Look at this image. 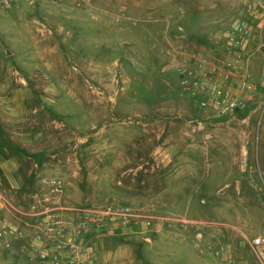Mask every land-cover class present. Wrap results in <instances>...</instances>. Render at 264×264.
<instances>
[{"label": "rangeland", "instance_id": "374dc122", "mask_svg": "<svg viewBox=\"0 0 264 264\" xmlns=\"http://www.w3.org/2000/svg\"><path fill=\"white\" fill-rule=\"evenodd\" d=\"M245 4L21 2L14 13L25 14L27 30H41V49L8 61L35 69L3 75L0 68V83L22 75L28 83L25 99L0 100V193L25 210L44 180L60 177L69 203H123L187 221L95 239L98 264H264V243L255 244L264 240V21L249 18ZM8 20L12 31L14 22L21 27L18 17ZM243 21L254 31L247 48L253 104L235 119L185 113L196 107L181 102L178 68L223 53L224 33ZM15 38L0 36V48L14 52ZM186 125L200 129L193 156L165 162L160 147L181 141ZM1 220L28 238L11 249L0 244V264H31L32 221L6 211Z\"/></svg>", "mask_w": 264, "mask_h": 264}, {"label": "built area", "instance_id": "2783aa9c", "mask_svg": "<svg viewBox=\"0 0 264 264\" xmlns=\"http://www.w3.org/2000/svg\"><path fill=\"white\" fill-rule=\"evenodd\" d=\"M23 1L34 5L37 0H0V9L16 8ZM245 7L249 18L263 23L264 0H246ZM253 32V27L243 21L224 33L227 44L223 53L204 56L178 68L181 97L206 115L235 119L245 112L257 91L247 63ZM29 200L23 210L8 193H0V244L11 249L28 238L22 226L2 221V213L17 212L27 217L35 235L28 255L31 264H98L100 256L92 244L95 239L116 237L129 229H140L142 234L159 231L161 221L180 228L181 223H187L181 216L160 219L146 209L123 203H69L66 183L60 177L44 180ZM263 243V239L255 241L256 245Z\"/></svg>", "mask_w": 264, "mask_h": 264}, {"label": "crops", "instance_id": "0c3cea01", "mask_svg": "<svg viewBox=\"0 0 264 264\" xmlns=\"http://www.w3.org/2000/svg\"><path fill=\"white\" fill-rule=\"evenodd\" d=\"M20 6L13 8V9H7L9 10L8 13H1L0 12V36H9L11 35V33L15 32L17 38L12 39V41H14V44L16 46L14 52H10L9 48H7L6 50H2L0 48V68L2 69V73L4 75V73L6 75H10L11 72V68L15 69H27L33 67V69H35L36 66L28 63L29 65H27L26 62L21 61L18 65H11L9 61V58L11 55H14L16 53H19L21 50L26 51V50H30V49H34L36 51V53H39L40 49H41V40L39 39V35H40V29H37V31L39 33L36 34V29L35 30H27V28L25 27L24 21L26 19L25 14L22 13V11H18L17 14L14 13V10H19ZM13 16L18 17L19 21H21L22 24L18 26L16 22L15 25L17 26V30H11L9 29V25L10 22L8 19L11 20V18H13ZM8 21V22H7ZM261 27V26H260ZM30 35L32 37V39L28 40L26 38L27 35ZM2 44H0L1 46ZM248 52V51H247ZM12 53V54H10ZM247 63H248V68L251 64V56L248 54L247 57ZM16 71V70H15ZM21 70H17L15 73L17 75H20V73H24V72H20ZM170 71V70H169ZM167 71V72H169ZM14 74V72L12 73ZM27 80L25 78L24 75L13 78L12 81H10V79H6V81H3L0 83V100H23L26 97V91H27ZM184 100L181 97V102H183ZM191 111L186 110L185 113H190V115L195 116V117H203L204 115H202V113L200 111H198L197 109H194L193 106ZM200 129L197 126L194 125H186L183 127V129H180L181 132V141L179 142H168V143H164L161 147H160V154L161 157L163 158V160L165 162H172L175 159H179L181 161V158L184 157H188L191 158L194 154V149L196 147V143H195V138H194V133L199 132ZM187 137H191L193 138V140L191 141L190 139L188 140H184V136ZM167 144V145H166Z\"/></svg>", "mask_w": 264, "mask_h": 264}]
</instances>
